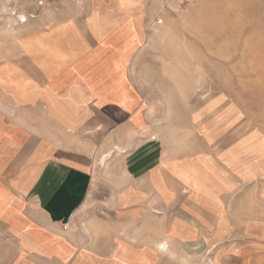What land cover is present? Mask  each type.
<instances>
[{
    "label": "crops",
    "instance_id": "crops-1",
    "mask_svg": "<svg viewBox=\"0 0 264 264\" xmlns=\"http://www.w3.org/2000/svg\"><path fill=\"white\" fill-rule=\"evenodd\" d=\"M116 3L63 2L0 38V264H260L264 147L150 136L141 22Z\"/></svg>",
    "mask_w": 264,
    "mask_h": 264
},
{
    "label": "rangeland",
    "instance_id": "rangeland-1",
    "mask_svg": "<svg viewBox=\"0 0 264 264\" xmlns=\"http://www.w3.org/2000/svg\"><path fill=\"white\" fill-rule=\"evenodd\" d=\"M70 1L80 0H0V38ZM95 2L133 4L129 12L140 19L143 39L131 66L150 136L164 137L185 154L225 156L236 146L264 147V0ZM228 221L235 226L234 212ZM236 236L226 242L241 239ZM261 237L254 240L260 251L248 254L261 253L254 259L264 264ZM243 254L211 251L207 264H252Z\"/></svg>",
    "mask_w": 264,
    "mask_h": 264
},
{
    "label": "built area",
    "instance_id": "built-area-1",
    "mask_svg": "<svg viewBox=\"0 0 264 264\" xmlns=\"http://www.w3.org/2000/svg\"><path fill=\"white\" fill-rule=\"evenodd\" d=\"M26 19H23V20H21L22 22H24Z\"/></svg>",
    "mask_w": 264,
    "mask_h": 264
}]
</instances>
